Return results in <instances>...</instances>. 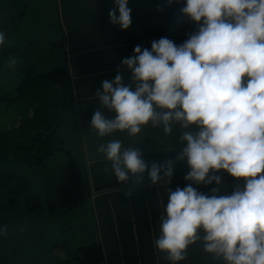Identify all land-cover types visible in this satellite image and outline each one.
I'll list each match as a JSON object with an SVG mask.
<instances>
[{
    "label": "clouds",
    "instance_id": "9594fccd",
    "mask_svg": "<svg viewBox=\"0 0 264 264\" xmlns=\"http://www.w3.org/2000/svg\"><path fill=\"white\" fill-rule=\"evenodd\" d=\"M176 2L164 0L157 11ZM113 3L110 23L127 30L129 0ZM179 15L196 30L179 45L167 37L152 40L151 49L136 45L121 61L129 82L117 68L114 79L96 90L100 108L89 131L99 138H136L149 125L162 127L165 136L176 124L198 131H183L178 154L161 162L147 161L141 148L119 139L99 144L96 153L118 183L142 186L146 174L150 186L165 188L168 201L153 246L168 264L186 260L189 246L201 239L204 251L224 264H264V0H184ZM15 64L11 59L8 67ZM178 161H186L184 180L191 183L173 190L168 185ZM221 170L242 179L243 187L238 183L228 195L213 187L207 195L192 186L221 184ZM0 235H7L6 227Z\"/></svg>",
    "mask_w": 264,
    "mask_h": 264
},
{
    "label": "flooded vegetation",
    "instance_id": "af4514ba",
    "mask_svg": "<svg viewBox=\"0 0 264 264\" xmlns=\"http://www.w3.org/2000/svg\"><path fill=\"white\" fill-rule=\"evenodd\" d=\"M0 32V264H94L93 192L56 0H0ZM48 74L53 92L38 98Z\"/></svg>",
    "mask_w": 264,
    "mask_h": 264
},
{
    "label": "water",
    "instance_id": "95a60500",
    "mask_svg": "<svg viewBox=\"0 0 264 264\" xmlns=\"http://www.w3.org/2000/svg\"><path fill=\"white\" fill-rule=\"evenodd\" d=\"M164 0H129L132 24L127 30L109 21V11L114 7L113 0H56L59 20L63 29L61 48L65 53L63 75L67 78L73 93L74 110L78 123L83 153L86 159L85 169L93 192L92 208L95 214L98 243L95 244L94 264H168L161 254L154 250L153 239L159 234V216L168 196L160 185L150 186L147 175L144 185H123L111 172L104 169L110 164L97 155L96 148L109 140H122L125 147H138L144 152V158L151 162H161L174 158L182 145L179 137L183 131H198L193 125L182 129L178 124L173 126L170 136H165L162 127L146 126L136 138H129L127 133H115L111 137L99 138L89 131V124L94 111L100 108L95 98L102 81L112 80L121 68V61L133 55L136 45L151 49V41L167 37L177 45L195 31L197 25L179 15L184 0H178L162 12L157 6ZM118 15V12H117ZM125 83L129 82L130 71L123 69ZM51 74L41 78L40 84L46 91H33L38 98L49 96V79ZM32 92V93H33ZM41 92V93H40ZM31 93V91H30ZM31 93V94H32ZM23 98V97H20ZM34 98V96H33ZM23 100V99H21ZM101 111L107 117H113L106 109ZM174 149L166 151V149ZM189 171L186 161L176 162L170 185L183 188L190 184L184 176ZM221 184L196 185L198 191L212 195L211 189H219L217 195L231 194L239 183L226 171L221 170ZM131 192L126 197L125 192ZM203 235V233H201ZM80 254L89 255L82 249ZM88 257V256H87ZM180 264H224V261L213 254L206 253L203 240L197 241L187 249V259Z\"/></svg>",
    "mask_w": 264,
    "mask_h": 264
}]
</instances>
